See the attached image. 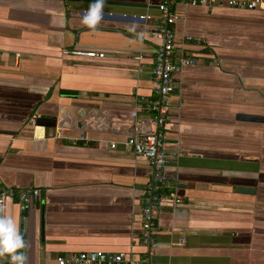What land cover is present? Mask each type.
<instances>
[{
    "label": "crops",
    "instance_id": "0c3cea01",
    "mask_svg": "<svg viewBox=\"0 0 264 264\" xmlns=\"http://www.w3.org/2000/svg\"><path fill=\"white\" fill-rule=\"evenodd\" d=\"M210 1L174 8L175 58L194 63L174 75L164 127V176L181 204L156 207L149 247L140 212L151 170L124 143L152 120L161 0H106L95 31L82 23L91 0H0V192L41 193L24 211L17 197L3 209L25 237L26 264L89 252L264 264V9ZM73 49L105 57L63 55Z\"/></svg>",
    "mask_w": 264,
    "mask_h": 264
},
{
    "label": "built area",
    "instance_id": "2783aa9c",
    "mask_svg": "<svg viewBox=\"0 0 264 264\" xmlns=\"http://www.w3.org/2000/svg\"><path fill=\"white\" fill-rule=\"evenodd\" d=\"M210 1V0H209ZM208 0H161L157 9L161 13L164 25L156 33L161 44L156 48L152 68V99L147 102L146 110L152 114L151 122H136L133 125V132L124 146L133 151L136 158L145 160L151 170L150 181L145 190L144 204L141 208V235L140 240L143 245L153 247L155 232L154 219L156 207L163 201L171 205L181 204V199L176 191L170 188L165 179L164 170L168 162L169 155L166 151V136L164 127L168 119V102L170 96L179 88V83L174 75L179 71V67L193 65V61L183 57L177 61L175 58L178 42L183 45V39L177 34L176 25L181 16L174 12L177 5L185 7H198L208 4ZM211 2V1H210ZM230 8L243 9L248 11L264 9V0H228L222 2ZM185 40L192 41V37L185 36ZM63 55L80 57L87 60L104 59V53H97L90 50H64ZM135 117V113L130 114ZM110 149H115L116 144L110 143ZM170 188V189H169ZM161 189L167 190L160 193ZM18 198L21 209L24 211L27 206L40 200L39 190L7 191L0 192V216H3V209L6 198ZM57 264H144L133 261L124 254H106L101 252L77 253L68 257H58Z\"/></svg>",
    "mask_w": 264,
    "mask_h": 264
},
{
    "label": "clouds",
    "instance_id": "9594fccd",
    "mask_svg": "<svg viewBox=\"0 0 264 264\" xmlns=\"http://www.w3.org/2000/svg\"><path fill=\"white\" fill-rule=\"evenodd\" d=\"M105 3L106 0H91L83 10L82 23L90 30L95 31L104 20ZM26 246L17 221L11 216H0V256H7L11 264H26Z\"/></svg>",
    "mask_w": 264,
    "mask_h": 264
},
{
    "label": "water",
    "instance_id": "95a60500",
    "mask_svg": "<svg viewBox=\"0 0 264 264\" xmlns=\"http://www.w3.org/2000/svg\"><path fill=\"white\" fill-rule=\"evenodd\" d=\"M237 192H240V193H249V192H253V191H252V189L239 188V189H237ZM0 264H3L1 258H0Z\"/></svg>",
    "mask_w": 264,
    "mask_h": 264
},
{
    "label": "trees",
    "instance_id": "16d2710c",
    "mask_svg": "<svg viewBox=\"0 0 264 264\" xmlns=\"http://www.w3.org/2000/svg\"><path fill=\"white\" fill-rule=\"evenodd\" d=\"M167 190H165V189H161L160 190V193H162V192H166Z\"/></svg>",
    "mask_w": 264,
    "mask_h": 264
}]
</instances>
